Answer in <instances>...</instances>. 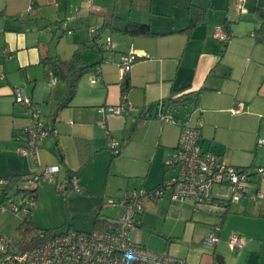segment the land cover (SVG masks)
Returning <instances> with one entry per match:
<instances>
[{"label":"crops","instance_id":"0c3cea01","mask_svg":"<svg viewBox=\"0 0 264 264\" xmlns=\"http://www.w3.org/2000/svg\"><path fill=\"white\" fill-rule=\"evenodd\" d=\"M122 1L127 10L118 11L110 0H0V70L4 74L0 77V152L8 160L2 164L0 154V174L21 175L57 165L54 184L63 189L54 194L84 206L83 212L60 222L67 225L66 230L81 224L83 217L95 229L105 196L148 190L176 174L167 162L183 121L198 126L203 148L224 162L264 167V144L258 145V139H264V42L254 35L264 21V0H241L240 4L238 0ZM190 5L204 12V20L192 28ZM123 20L147 23L153 35H130L105 26ZM217 25L227 32L226 43L212 36ZM3 48L7 56L1 53ZM78 49L82 65L92 66L86 72L90 78L83 82L82 75L70 103L56 112L67 84L60 77L62 83L50 81L42 58L68 61ZM129 54L135 59L122 78L121 59ZM96 68L99 79L92 83ZM14 87H22L38 109L49 110L43 114L56 132L38 143L35 160L12 155L6 148L22 144L23 128L30 123L25 109L14 103ZM184 93L196 95L195 106L174 112L175 122L163 121L157 114L142 118L150 105ZM122 95L132 107L129 112L98 111L100 106L117 105ZM239 103L241 110L233 112ZM108 136L119 141L118 154L108 148ZM71 174L77 176L81 189L74 195L68 186ZM261 177H253L250 192L258 189L264 194ZM164 195L175 202L168 192ZM39 196L38 185L36 208L41 207ZM160 199H142L143 212L131 233L141 245L146 234L143 227L149 225L144 220L146 208L157 206L159 213ZM192 210L196 213L193 206ZM201 213L197 221L202 223V234L215 233L219 227V242L205 243V235L201 249L193 237H183L184 232L168 231L165 217L158 231L165 239V251L189 264H264V197L253 201L245 196L231 202L223 217L219 210ZM34 216L35 212L31 220L36 226ZM189 227L197 228L193 223ZM233 232L242 245L232 249L229 236Z\"/></svg>","mask_w":264,"mask_h":264},{"label":"built area","instance_id":"2783aa9c","mask_svg":"<svg viewBox=\"0 0 264 264\" xmlns=\"http://www.w3.org/2000/svg\"><path fill=\"white\" fill-rule=\"evenodd\" d=\"M91 0H87L89 3ZM241 3V0H238ZM31 7H29L30 9ZM70 33L71 31H67ZM95 32L91 29V33ZM212 36L220 43H226L229 36L223 26L217 25ZM110 45L109 38L106 40ZM1 53L8 55L6 48ZM133 54L121 59V77L123 78L134 61ZM4 74L0 70V77ZM50 81L54 83L56 77L49 72ZM99 79L98 69L92 74L91 82ZM14 103L20 105L28 113L30 123L23 128V142L15 150L17 153L36 159L38 143L55 135L52 123L36 107L32 98L24 93L22 87L12 90ZM157 115L163 121L175 122L176 119L167 110H161L159 103ZM131 105L126 96L122 95L117 105L100 106L98 111H109L114 115H123L130 111ZM242 103L232 109L239 112ZM108 148L113 154L120 152V143L117 139L108 136ZM264 144V139H258V145ZM167 165L175 168L176 174L166 178L158 186L148 190H130L120 197H110L104 201L102 208L110 207L117 211L113 216L100 215L103 226L90 231L65 230L53 233L39 229L36 236L41 240L26 249H16L14 241L0 234V254L7 264H189L184 258L177 257L167 251L156 252L147 249L132 238V231L139 223V216L143 212L142 199L149 197L160 199L167 191L172 201H190L193 209L200 210L208 207L212 212L223 213L231 202H238L245 196L253 201L264 197L258 189L250 192L254 185L253 177L264 176V167L233 166L224 162L217 154L204 149L200 143L198 126H191L183 121L178 143ZM58 166H45L41 170L21 175L17 182L10 181L0 175V210L11 211L29 219L37 206V188L43 180L55 183ZM217 185L226 190L227 197L213 196L212 188ZM68 186L75 193H80L78 178L71 174ZM63 189V185L58 186ZM221 215V214H220ZM219 227L215 230L219 231ZM214 232L205 237L204 242L215 245L219 236ZM231 248L240 247L242 240L237 233L229 236Z\"/></svg>","mask_w":264,"mask_h":264},{"label":"rangeland","instance_id":"374dc122","mask_svg":"<svg viewBox=\"0 0 264 264\" xmlns=\"http://www.w3.org/2000/svg\"><path fill=\"white\" fill-rule=\"evenodd\" d=\"M103 2H106L107 0H102ZM111 1V6L116 8L118 11L121 9V7L125 10H127V6L124 5V2L122 0H110ZM84 77L82 78L83 82H88V79L90 78V75L87 73L83 74ZM59 82L62 83V80L57 77L56 78ZM43 104H39L38 106H42ZM42 114H47L49 110H46L45 108L40 109ZM179 112V111H176ZM264 137V136H262ZM7 150H10L12 155L15 156H21L19 155L15 147H12L9 145L6 147ZM5 150V148H3ZM111 152V151H110ZM1 154V161L2 164H7V156L5 155V152L2 151L0 152ZM256 167H251V169H254ZM33 172V171H31ZM29 173V172H27ZM25 173V174H27ZM1 176H4L5 174H0ZM261 180L264 181V176L261 177ZM55 190H59L57 186L47 180H41L39 182V199H41V207L34 209L33 213L35 212V222H36V227L35 229L26 232V238L29 240L32 236H34L38 229H49L53 233H58L61 231H65L67 229V225H59L60 222L65 221L70 218L71 214H76L79 212L84 211V206L82 204H79L76 201L72 200H64L63 198L61 199L60 197L56 196ZM70 195H74L75 192L72 190L69 191ZM169 193V191H167ZM61 193H65V190H62ZM213 194L214 195H219L223 197H227V192L223 188H218L217 185L213 188ZM112 196H105L103 198L101 205H103L104 201H106L108 198ZM170 197V193H169ZM115 198V197H113ZM161 201V208H159V213L156 209L157 206L153 208H146L145 211V217L144 220L148 225L143 227V231L146 232L145 237L142 241V244L145 245V247L149 250L156 251V252H163L167 250L166 248L163 247L162 242H164V238L162 237L163 235H160L158 231L160 230L159 226L161 225L160 223L162 222V219L165 217L167 218V221H165L166 227L168 228V231H173L176 233H185L183 237L186 238H192L193 237V242L196 243V246H201L200 248L202 249V238L206 235V233L202 234V223L197 221L198 216L202 215V211H208V207H203L201 210H194L196 213L193 212L192 210V203L190 201H184V202H171L168 198L167 195H164L160 199ZM159 201V202H160ZM37 206H38V200H37ZM36 206V207H37ZM235 206V205H233ZM199 211H201L199 213ZM117 213V211L111 209L110 207L103 208L102 214L107 215V216H113ZM197 214V215H196ZM204 214V213H203ZM32 216V215H31ZM147 219V221H146ZM149 219V220H148ZM262 219V218H260ZM23 221V217L21 215H18L16 213H13L11 211H2L0 210V234H3L7 237H9L12 240H18L22 241L24 238V234L20 231L19 226ZM81 224H74V226L70 227L71 230H78V231H90L92 230V225L89 222L88 219L83 217L81 220ZM217 222V219L214 218L213 223L215 224ZM151 223V224H150ZM195 224L197 228L195 231H193L190 227L189 224ZM218 224V222L216 223ZM186 225V227H185ZM147 236H149L151 239L147 241ZM161 238V240L158 238ZM208 236V235H206ZM200 250V249H199ZM168 252V251H167ZM196 252H194L195 254ZM171 254V253H170ZM197 254V253H196ZM244 261H240L242 264Z\"/></svg>","mask_w":264,"mask_h":264},{"label":"trees","instance_id":"16d2710c","mask_svg":"<svg viewBox=\"0 0 264 264\" xmlns=\"http://www.w3.org/2000/svg\"><path fill=\"white\" fill-rule=\"evenodd\" d=\"M188 11L189 14L191 15V21H192L190 28H192L193 26L204 20V12L202 11V8L198 6L190 5L188 7ZM262 18H264V12H262ZM105 26H110L113 30L130 35H153V33L150 31L149 24L147 23H138L130 20H123L122 22L119 23L110 22L105 24ZM254 35L256 36V39L259 42H264V21H262L260 27L255 31ZM42 63H44V65L46 66L45 67L46 75H48L49 72H51L55 77L56 76L60 77L67 84V91L65 97L58 102L56 109L57 112L60 109L66 107L70 103L77 90V84L79 79L92 66L89 67L82 65L81 51L79 49L74 51L70 60L68 61H63L61 59H56L55 57L47 56L42 58ZM60 70H62L64 73L63 78L61 76ZM174 93L175 90H172V94ZM186 95H188V93L170 96L166 100H162L161 102L150 105L147 108V110L144 111V115L142 116V118L155 116L158 111V108L160 107L159 103H161V110L165 112L168 110L172 114V116L176 118L177 116L174 112L180 110L185 111L187 107L195 106L196 99L194 97H196V95L194 96H186ZM21 175H25V174H21ZM21 175H7L6 177L10 181L17 182V180ZM224 212L221 214V217L224 216ZM98 217H96L95 220L96 228H100L103 226V221H101L100 217L99 218ZM35 228L37 227L33 224L31 217L29 219L27 218L23 219L22 223L19 226V229L24 234L23 235L24 238L22 241H14L16 249L22 250L29 248L31 246H34L41 240V238L36 235L32 236L29 240L26 238L27 237L26 232L28 233V231H31ZM44 230L50 231L49 229H44ZM0 264H7L5 261H3V255L1 254H0Z\"/></svg>","mask_w":264,"mask_h":264},{"label":"water","instance_id":"95a60500","mask_svg":"<svg viewBox=\"0 0 264 264\" xmlns=\"http://www.w3.org/2000/svg\"><path fill=\"white\" fill-rule=\"evenodd\" d=\"M60 73H61V76H62V78H63V77H64V73H63V71L60 70Z\"/></svg>","mask_w":264,"mask_h":264}]
</instances>
